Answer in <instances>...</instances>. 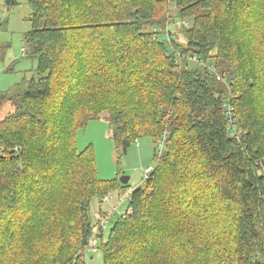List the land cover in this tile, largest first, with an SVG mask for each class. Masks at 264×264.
I'll return each mask as SVG.
<instances>
[{
  "label": "trees",
  "instance_id": "obj_1",
  "mask_svg": "<svg viewBox=\"0 0 264 264\" xmlns=\"http://www.w3.org/2000/svg\"><path fill=\"white\" fill-rule=\"evenodd\" d=\"M27 1L37 77L0 90V264H86L92 235L103 264H264V0ZM172 3L191 20L175 52L154 31ZM101 116L118 157L148 136L155 162L104 227L91 199L128 183L75 146Z\"/></svg>",
  "mask_w": 264,
  "mask_h": 264
},
{
  "label": "rangeland",
  "instance_id": "obj_2",
  "mask_svg": "<svg viewBox=\"0 0 264 264\" xmlns=\"http://www.w3.org/2000/svg\"><path fill=\"white\" fill-rule=\"evenodd\" d=\"M169 10V27L175 31L178 39L181 36L179 33L181 28H177L176 25L172 24L173 21L179 20L173 3L170 5ZM31 14L32 10L27 0H0V90L2 91L12 89L23 77H37L34 70L36 61L28 57L23 51L25 33L31 28L29 20ZM188 21L191 22L190 19ZM142 30L150 31L151 26L146 25ZM159 37L163 39L164 35L160 33ZM189 61V67H195L196 63ZM210 62H212V59H208L207 63ZM219 85L222 86L223 84L219 83ZM75 146L78 152L91 147L94 152L96 173L99 179L109 180L116 176L119 178L122 175L129 177L128 185L119 188L121 191L119 194L113 191L107 193L101 199L97 196L91 199L89 209L92 223H94V219L100 222L104 219L99 212L100 207L106 209L112 206L111 210L121 214L127 206V201L124 199L122 209H119V205L113 204L117 196L123 198L125 191L141 186L144 177L143 168L147 164H155L153 159L154 143L151 137H142L136 142H132L127 147L126 153L118 157L120 149H116L115 142L110 138L109 125L105 117L101 116L97 120L89 121L85 128L77 129ZM105 213H107V210ZM114 217L115 215L109 217L110 223L103 231L104 239H106L111 228L110 224L115 220ZM86 261V264H103L101 252H89Z\"/></svg>",
  "mask_w": 264,
  "mask_h": 264
},
{
  "label": "built area",
  "instance_id": "obj_3",
  "mask_svg": "<svg viewBox=\"0 0 264 264\" xmlns=\"http://www.w3.org/2000/svg\"><path fill=\"white\" fill-rule=\"evenodd\" d=\"M185 23V24H188L187 23V21L186 20H184V21H180V22H177V24H176V26H181L182 25V23ZM154 31H156V30H154ZM164 31H165V36H166V38H167V40H169V31H168V28L167 27H165V29H164ZM200 62H201V59L199 60ZM208 68L210 69V70H212V68H214L213 67V65L212 64H210L209 66H208ZM152 170V167L151 166H148V167H146L145 169H144V174H149V172ZM129 212V211H131V209H129V208H127L125 211H123L122 213H121V216L123 217L124 215H125V212ZM101 216L104 218L103 220H102V222H101V227L103 226H105L106 224V216H104V215H102L101 214ZM88 249L89 250H91L92 252H95L96 250H97V239H96V237H95V235H92L90 238H89V240H88ZM79 253H82V251L80 250L79 251Z\"/></svg>",
  "mask_w": 264,
  "mask_h": 264
},
{
  "label": "clouds",
  "instance_id": "obj_4",
  "mask_svg": "<svg viewBox=\"0 0 264 264\" xmlns=\"http://www.w3.org/2000/svg\"><path fill=\"white\" fill-rule=\"evenodd\" d=\"M186 21H188L187 19H185ZM180 21H184V19H179V20H177V21H173L172 22V24L173 25H176L177 24V22H180ZM165 27H167L168 28V31H169V40H167V38H166V36L162 39V41H164V42H166V44H168V47L170 48V49H172V51L173 52H175V48L173 47V45H172V40L170 39V32H174V30H171V28L169 27V23H166L165 25H164V27L163 28H161V29H158V30H156V36H158L160 33H162L163 35H165V31H164V29H165ZM24 51V50H23ZM201 59V58H200ZM199 59V60H200ZM201 61H202V59H201ZM199 63H201L200 61H199ZM129 181V180H128ZM128 183V182H127ZM113 192V191H112ZM127 193H128V191H126V194H125V196H124V198H123V200L121 201V204L124 202V199H126V196H127ZM105 196V195H104ZM126 208H127V206H126ZM126 208L125 209H123V211H125L126 210ZM111 210H108L107 211V213H105V214H102V215H104V216H108L111 212H110ZM122 211V212H123ZM121 212V213H122ZM101 214V213H100ZM91 253H92V251L91 250H89ZM97 251V250H96ZM95 251V252H96ZM85 256H87V255H85Z\"/></svg>",
  "mask_w": 264,
  "mask_h": 264
},
{
  "label": "crops",
  "instance_id": "obj_5",
  "mask_svg": "<svg viewBox=\"0 0 264 264\" xmlns=\"http://www.w3.org/2000/svg\"><path fill=\"white\" fill-rule=\"evenodd\" d=\"M148 165V164H147ZM129 182V181H128ZM114 192H116L117 194H119V192H121L119 189H117V190H115ZM125 194H126V191H125ZM124 198V197H123ZM123 198H118V196H117V199L114 201V205H119V209L122 207V204H121V201L123 200ZM119 202V203H118ZM112 204V205H113ZM109 206V205H108ZM107 206V207H108ZM112 208V206L110 207V208H106V209H103V208H101L100 207V210L99 211H108V210H110ZM122 209V208H121Z\"/></svg>",
  "mask_w": 264,
  "mask_h": 264
},
{
  "label": "water",
  "instance_id": "obj_6",
  "mask_svg": "<svg viewBox=\"0 0 264 264\" xmlns=\"http://www.w3.org/2000/svg\"><path fill=\"white\" fill-rule=\"evenodd\" d=\"M118 180L120 181L121 184H127L129 177L126 175H122L118 178Z\"/></svg>",
  "mask_w": 264,
  "mask_h": 264
}]
</instances>
